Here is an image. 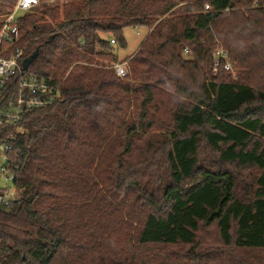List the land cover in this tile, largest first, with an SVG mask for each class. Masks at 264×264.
Returning <instances> with one entry per match:
<instances>
[{
    "label": "trees",
    "instance_id": "trees-1",
    "mask_svg": "<svg viewBox=\"0 0 264 264\" xmlns=\"http://www.w3.org/2000/svg\"><path fill=\"white\" fill-rule=\"evenodd\" d=\"M16 2L0 0V15ZM128 27L148 33L120 60L115 44L126 45ZM20 32L13 49L25 58L38 49L24 74L50 82L58 97L19 125L0 126V138L17 135L9 160L21 190L16 210L0 208V264H86L101 241L93 224L115 209L116 181L138 184L107 153L130 157L135 140L153 133L163 139L150 138L147 152L163 150L167 181L158 193L140 189L148 210L139 242L187 245L189 264H211L199 235L215 227L223 247L264 252V0L44 3L21 17ZM218 45L238 77L214 70ZM124 61L121 77L114 65ZM202 141L230 167L201 165ZM242 167L256 170L244 193L234 170Z\"/></svg>",
    "mask_w": 264,
    "mask_h": 264
},
{
    "label": "rangeland",
    "instance_id": "rangeland-1",
    "mask_svg": "<svg viewBox=\"0 0 264 264\" xmlns=\"http://www.w3.org/2000/svg\"><path fill=\"white\" fill-rule=\"evenodd\" d=\"M68 1L70 0H56L52 4L63 6ZM4 16L5 14L0 15V24H2ZM138 30L141 32L140 35L137 34ZM147 33L148 31L143 27L126 28L124 30L126 45L115 44V53L118 58L123 60L132 57L138 51ZM262 69V72L257 76L259 85L255 82L259 87H264V67ZM232 76L238 77L236 68H234ZM161 112L159 117L168 123L171 120L169 113L164 110ZM150 138L157 141L163 139V135L153 133L150 136L137 138L135 149L130 157L124 156L122 150L118 148V150L112 149L107 153L110 154V158H119L122 165L121 172L127 173L125 176L130 179H136L138 184L136 187L123 189L124 179L116 181L118 188L115 187L116 192L112 197L115 209L103 214L93 224L95 228L99 229L98 238L101 241L97 242V246L88 252L86 264H181L182 262L189 264L184 258L188 251L187 245L141 244L138 240L141 223L148 210L140 189L158 193L167 181V176L164 175L167 163L163 150L157 146L155 151L147 152ZM199 163L213 169L230 167L219 162L216 151L205 141H202L199 149ZM234 170L242 180V193H244L246 188L252 185L256 170L243 167L234 168ZM1 186H6L3 177ZM0 208L14 211L18 208V203L14 201L9 207L0 203ZM199 241L201 243L199 249L202 251L208 249L214 254L215 262L211 264H237L238 260L242 264H254L258 263L261 258L264 259V252L261 251L223 247L215 227L203 228L199 235ZM230 258H232V263L227 262Z\"/></svg>",
    "mask_w": 264,
    "mask_h": 264
},
{
    "label": "built area",
    "instance_id": "built-area-1",
    "mask_svg": "<svg viewBox=\"0 0 264 264\" xmlns=\"http://www.w3.org/2000/svg\"><path fill=\"white\" fill-rule=\"evenodd\" d=\"M56 0H17L13 9L4 16L0 27V126H17L25 115L35 109L52 105L58 94L54 86L43 78L27 76L23 62V48L13 44L20 37V19L27 12L41 7L44 3H53ZM205 9H210L206 4ZM137 34L141 32L138 30ZM112 42L116 41L112 39ZM188 49L184 51L185 57ZM214 70L217 72L221 66L227 70H234L228 52L221 46H216L214 50ZM128 62H118L114 65L116 73L125 77L128 75ZM15 80V88L10 84ZM17 135L10 133L0 138V173L2 174L6 186L5 191L0 194V203L9 207L19 196L20 189L15 185V174L9 160V152L13 149V143ZM14 168V167H13Z\"/></svg>",
    "mask_w": 264,
    "mask_h": 264
},
{
    "label": "water",
    "instance_id": "water-1",
    "mask_svg": "<svg viewBox=\"0 0 264 264\" xmlns=\"http://www.w3.org/2000/svg\"><path fill=\"white\" fill-rule=\"evenodd\" d=\"M37 54H38V49L32 55H30L27 58H25V60L23 62V67H24L25 70L28 69L29 65L35 59Z\"/></svg>",
    "mask_w": 264,
    "mask_h": 264
}]
</instances>
